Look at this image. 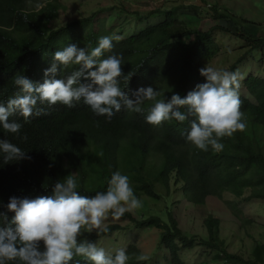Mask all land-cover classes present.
Listing matches in <instances>:
<instances>
[{
	"label": "trees",
	"instance_id": "16d2710c",
	"mask_svg": "<svg viewBox=\"0 0 264 264\" xmlns=\"http://www.w3.org/2000/svg\"><path fill=\"white\" fill-rule=\"evenodd\" d=\"M208 7L210 11L205 5L178 4L142 11L118 2L85 16L63 18L66 8L60 0H0V102L18 94L14 75L42 82V70L49 66L52 52L69 43L90 49L98 37L113 33L120 39L112 41L113 48L101 59L119 54V86L129 98L136 88L149 85L158 91L157 99H168L173 93L186 95L203 82L198 69L212 66V61L227 51L223 36L239 42L240 54L221 70L236 71L247 56L260 60L264 37L246 26L245 19ZM185 13L194 19H187ZM127 16L144 24L124 26ZM206 16L216 23L200 30L199 22ZM150 18L158 19L145 21ZM124 27L132 30L123 33ZM76 67L58 66L56 78L65 77ZM81 82H85L83 78ZM238 92L245 127L221 137L220 151H203L185 141L183 133L190 126L189 120L147 123L144 116L153 103L150 100L142 102L141 112L122 106L109 119L94 115L82 100L71 108L59 102H38L36 107L42 114L30 116L27 123L16 114L8 117L21 123L18 135L0 129V139H8L25 152L24 157L7 163L0 159V202L6 204L9 196L50 195L53 183L68 174L79 178L77 191L90 196L104 191L107 178L119 170L128 176L137 198L149 201L154 211L144 217L134 211L119 218L109 213L100 230L78 237L88 235V240L94 241L128 227L154 228L158 249L163 251L162 264H208L203 260L208 251H214V260L221 264H264V242H256L251 255L244 257L227 251L217 217L208 214L203 218L206 235L199 236L185 232L175 215L181 203L202 205L208 197L221 198L223 193L245 201L264 200V75L241 72ZM225 202L240 221L243 217L236 203ZM0 211L5 209L0 207ZM7 215L10 219L12 213ZM243 220L239 226L249 222ZM196 248L200 250L192 261L193 255L188 253ZM125 251L129 256L126 264H145L134 243ZM72 262L90 264L82 256H74Z\"/></svg>",
	"mask_w": 264,
	"mask_h": 264
},
{
	"label": "clouds",
	"instance_id": "9594fccd",
	"mask_svg": "<svg viewBox=\"0 0 264 264\" xmlns=\"http://www.w3.org/2000/svg\"><path fill=\"white\" fill-rule=\"evenodd\" d=\"M119 39L113 33L98 37L96 46L90 49L69 43L55 50L49 66L42 70V82H34L24 74L14 75L12 82L18 94L0 102V129L18 135L21 123L8 117L16 114L27 123L30 116L42 114L36 107L38 102L48 105L59 102L71 108L75 101L81 100L94 115H103L106 119L122 106L130 112H141L143 101H153L145 121L158 125L170 119L189 120L184 139L203 151L209 148L220 151L221 137L244 129L238 72L204 65L198 69L203 82L184 96L173 93L168 99H157L158 91L149 85L136 88L132 91L133 98H129L119 86L118 78L122 76L119 54L101 59L113 48L112 41ZM69 65L78 67L63 78H56L58 66ZM24 156L20 147L6 138L0 139V159L5 163ZM78 179L68 174L53 183L50 195L9 196L6 204L0 202V207L5 209L0 211V264L15 260L21 264H70L74 256H82L90 264H126L129 256L124 248L106 252L93 241L77 237L82 229L100 230L102 220L109 213L119 218L126 211L142 206L128 176L119 170L113 171L105 190L90 196L77 191ZM8 212L12 213L10 219Z\"/></svg>",
	"mask_w": 264,
	"mask_h": 264
},
{
	"label": "rangeland",
	"instance_id": "374dc122",
	"mask_svg": "<svg viewBox=\"0 0 264 264\" xmlns=\"http://www.w3.org/2000/svg\"><path fill=\"white\" fill-rule=\"evenodd\" d=\"M66 8V15L63 18L76 17L79 15H88L95 11L98 7H109L116 3L123 2L129 9L138 8L142 11L153 9L154 7H167L171 5H195L201 7L205 5L207 11H210L211 6H215L221 11H228L235 15L236 18L246 20V26L255 29L262 37H264V0H60ZM187 19H194L192 15L184 14ZM210 16V14H208ZM158 18H150L145 21H156ZM124 26L130 27L134 25L142 26L143 23H137L134 19L127 16L124 21ZM199 29L206 30L216 23L215 20L206 16L199 22ZM124 27L123 33L131 31V28ZM218 32V31H217ZM216 32V33H217ZM222 41L226 45L227 51L219 54L213 61L212 66L217 69H227L234 61L235 57L240 54L237 49L239 42L228 36H223ZM241 66H238L236 72L247 71L249 73L264 75V47L260 60H256L252 56H247ZM244 91V89H242ZM248 194V190L244 192V196ZM225 201H233L242 213L244 219L249 222L239 226V222L244 221L243 218L239 221L232 213ZM142 202V201H141ZM155 208H152L149 201L142 202L140 208L134 209L138 216H146L152 213ZM208 214L217 217L220 220V235L224 239L227 251L240 254L244 257L251 255L252 248L256 242H264V200L251 199L249 201L243 198L235 199L233 196L223 193L221 198L208 197L202 205H190L181 203L175 210V215L178 219L180 227L188 234L205 236L203 227V218ZM105 218L102 220L101 226L105 224ZM116 219L113 220L115 222ZM120 226L125 223L116 221ZM100 226V227H101ZM94 230V229H93ZM92 230V231H93ZM92 231L81 230V234H89ZM79 236V235H78ZM80 239H88V235L77 237ZM98 247H103L106 252H114L117 248H124L129 243H134L140 251L141 260H145V264H162L163 251L158 249V231L154 228H125L114 231L110 235L98 237L94 241ZM198 248L193 249L188 254L193 255L192 261L197 258ZM205 253V252H204ZM214 251L206 252L203 260L208 264H221V261L214 260ZM157 262V263H156Z\"/></svg>",
	"mask_w": 264,
	"mask_h": 264
}]
</instances>
